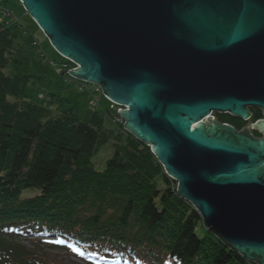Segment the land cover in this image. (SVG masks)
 <instances>
[{
	"label": "water",
	"instance_id": "95a60500",
	"mask_svg": "<svg viewBox=\"0 0 264 264\" xmlns=\"http://www.w3.org/2000/svg\"><path fill=\"white\" fill-rule=\"evenodd\" d=\"M19 1L77 65L67 73L124 107L206 226L264 264V136L251 132L264 119L237 130L213 117L264 115V0Z\"/></svg>",
	"mask_w": 264,
	"mask_h": 264
},
{
	"label": "trees",
	"instance_id": "16d2710c",
	"mask_svg": "<svg viewBox=\"0 0 264 264\" xmlns=\"http://www.w3.org/2000/svg\"><path fill=\"white\" fill-rule=\"evenodd\" d=\"M1 18L0 264H46L20 241L53 234V248L76 241L117 264H256L206 226L120 114L109 128L104 112L93 110L87 123L72 108L53 113L27 100L20 78L4 72L25 30ZM26 40L33 48L32 35ZM108 143L112 155L97 170L93 159Z\"/></svg>",
	"mask_w": 264,
	"mask_h": 264
},
{
	"label": "rangeland",
	"instance_id": "374dc122",
	"mask_svg": "<svg viewBox=\"0 0 264 264\" xmlns=\"http://www.w3.org/2000/svg\"><path fill=\"white\" fill-rule=\"evenodd\" d=\"M0 7L11 11L10 24H19L25 30V33H19L16 48L8 56V65L4 69L6 75L20 78L22 95L27 100L46 106L53 113L72 108L80 120L87 123L91 120L93 110L104 112L105 125L109 128H117L116 124L123 121L118 117V110L124 107L108 100L98 84L77 80L67 73L76 69L77 65L63 58L54 49L49 38L38 29L19 0H0ZM31 35L33 48L26 40ZM91 101H94L93 104ZM250 122H245V125L249 127ZM112 148L111 143H108L106 148L104 146L94 157L93 162L97 170L105 168L106 160L112 155ZM33 195L35 192L28 191L24 197ZM52 236L55 237L56 234ZM44 239L46 241L48 238ZM20 243L31 250H36L46 264H88L87 260L74 256L72 252L49 247V243L38 242L35 237L27 236ZM75 244L79 247V242L75 241ZM91 254L103 258L96 253L91 252Z\"/></svg>",
	"mask_w": 264,
	"mask_h": 264
},
{
	"label": "flooded vegetation",
	"instance_id": "af4514ba",
	"mask_svg": "<svg viewBox=\"0 0 264 264\" xmlns=\"http://www.w3.org/2000/svg\"><path fill=\"white\" fill-rule=\"evenodd\" d=\"M248 109L251 112V117L248 120V121H251L250 122V126H249L251 128L252 124L255 123L257 120H260V119L263 120L264 119V115H263V112L260 109H258V108H253L252 107V108H248ZM256 110H259L260 112L257 114ZM213 117H214L215 120H217V121H219L221 123H224L223 121L225 120L226 124H229V125L233 126L237 130H241V129H244L245 127H247V125H244L243 127L239 128L238 123L240 122L239 120H242V119L239 118V117L232 116V115L227 114V113L226 114L214 113ZM242 121H244V120H242ZM248 121H244V122H248ZM251 132L257 138H261V137L264 136V134L261 131L252 130L251 129Z\"/></svg>",
	"mask_w": 264,
	"mask_h": 264
},
{
	"label": "built area",
	"instance_id": "2783aa9c",
	"mask_svg": "<svg viewBox=\"0 0 264 264\" xmlns=\"http://www.w3.org/2000/svg\"><path fill=\"white\" fill-rule=\"evenodd\" d=\"M11 11L5 10L3 8L0 7V18L2 17L4 18H10L11 14H9ZM9 14V15H8ZM43 97V96H42ZM94 101H91V104H93Z\"/></svg>",
	"mask_w": 264,
	"mask_h": 264
},
{
	"label": "bare ground",
	"instance_id": "6f19581e",
	"mask_svg": "<svg viewBox=\"0 0 264 264\" xmlns=\"http://www.w3.org/2000/svg\"><path fill=\"white\" fill-rule=\"evenodd\" d=\"M198 126H199V124H195V125L193 126V128L198 127Z\"/></svg>",
	"mask_w": 264,
	"mask_h": 264
}]
</instances>
